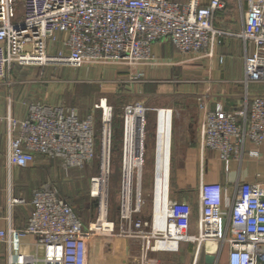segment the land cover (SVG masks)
<instances>
[{
  "label": "built area",
  "instance_id": "obj_1",
  "mask_svg": "<svg viewBox=\"0 0 264 264\" xmlns=\"http://www.w3.org/2000/svg\"><path fill=\"white\" fill-rule=\"evenodd\" d=\"M221 7V0H211L208 6H201L199 0H0V81L16 66L47 62L72 68L125 66L140 76L139 67L154 62L152 46L163 38L180 53L211 59L216 38L223 32L212 24L215 11ZM243 22L239 36L254 46L244 59V76L256 82L264 72V0L247 1ZM59 34L64 35L60 41ZM101 100L94 108L101 109ZM200 107L201 148L217 151L223 163L240 160L246 140L255 146L264 141V95L252 98L247 113L225 111L220 106L210 111L203 103ZM101 110L99 137L93 114L81 118L75 109L61 104L31 101L24 118L9 120L7 169L26 167L36 155L58 159L65 169L81 168L92 161L97 149L101 164L100 174L90 180L89 195L97 199L98 213L87 229L56 185L44 183L32 190L26 225L0 229L6 264H87V245L92 237L118 235L114 221L108 217L105 195L111 128L104 121L105 110ZM111 110L108 106L110 117ZM145 111L140 103L123 107L118 208L121 233L141 241L143 258L150 252H176L181 243L195 245L198 255L210 240L228 246L227 264H258L257 258L264 261V183L239 184L234 199L219 185L202 187L194 233L190 232L191 205L184 200H169L168 193L160 203L163 228H154L153 215L150 219L140 216ZM132 118L141 128L132 125ZM250 154L256 156L257 152ZM21 202L19 198L10 201ZM27 236L34 238L39 252L22 250ZM158 242L174 247L160 248Z\"/></svg>",
  "mask_w": 264,
  "mask_h": 264
},
{
  "label": "crops",
  "instance_id": "obj_2",
  "mask_svg": "<svg viewBox=\"0 0 264 264\" xmlns=\"http://www.w3.org/2000/svg\"><path fill=\"white\" fill-rule=\"evenodd\" d=\"M170 1L184 3L187 0ZM210 1L199 0V3L201 6H208ZM221 1L223 7L215 11L212 24L215 29L223 32L216 38L211 59L201 57V55L180 53L168 39L163 38L152 46L154 62L142 65L138 70V73H141L142 85L136 89L137 94L161 99L153 104L151 102L140 103L146 109L143 127L144 141L147 126L146 112L149 119L153 120L152 135L148 130L153 147V173L158 172L161 152L164 154L169 144V183L167 189L162 183L161 201L168 193L169 200H184L191 205L194 213L190 226L191 233L196 232L199 192L202 187L219 185L226 190L230 199H234L239 184L264 183V141L255 146L246 140L241 159H232L228 163H223L219 159L217 151L201 148L200 123L203 117L201 103L210 111L220 106L225 111L247 113L252 98L264 95V72L261 80L256 82L247 81L244 76V59L254 50L251 42L239 36L243 29L248 0ZM63 38V34L58 35L59 41ZM162 99H169V101L165 102ZM29 102L24 98L11 97L0 85V229L8 226L23 228L31 211L32 190L47 183L35 186L33 173L27 174L26 172L31 168L29 166L37 162L40 155H36L35 161L26 167L13 166L7 169L5 165L9 120L24 118ZM161 110L166 112V117L169 113L170 125L166 121L163 122L164 130L169 129V136L166 132L159 133ZM119 123L122 133L120 142L122 143L123 119H120ZM251 151H256L257 155L252 156ZM154 158H156L155 165ZM14 198L22 199V202L11 204L10 201ZM152 200L150 209L148 212H141V217L145 219L152 218V215L154 217L155 202L154 199ZM161 214L163 215L162 211ZM227 214L228 209L225 207L223 209L225 222H227ZM205 244H203L204 255L206 253L214 255V264H227V245L216 244L215 250L210 252L205 249ZM22 250L30 254L40 251L31 236L24 238ZM160 252L171 251L154 252L158 259L160 256L163 257ZM117 253L121 254V257L116 256V259H113L109 258V255L106 256L103 250L97 249L92 259L91 255L87 256V264H133L134 259L140 256V246L129 245L118 250ZM5 258L6 249L0 245V264H6Z\"/></svg>",
  "mask_w": 264,
  "mask_h": 264
},
{
  "label": "rangeland",
  "instance_id": "obj_3",
  "mask_svg": "<svg viewBox=\"0 0 264 264\" xmlns=\"http://www.w3.org/2000/svg\"><path fill=\"white\" fill-rule=\"evenodd\" d=\"M134 70L116 65H84L79 68H72L54 62H47L41 65L16 66L5 80H1L0 84L8 95L10 94L11 97L13 96L17 99L24 98L30 102L41 101L51 104H63L75 109L81 118L88 114H93L98 137L102 126V110L96 109L94 106L99 105L101 99H105L106 103H102L104 110H107V106L111 107L109 175L105 182V195L108 217L114 221V231L118 235L114 237L97 235L95 243L87 245V253L89 256L91 255V259L95 256L97 249L103 250L106 256L109 255V258L116 259V256L121 257V254L117 253L118 250H122L129 245L141 246V241H134L121 233L123 229L118 219L121 190L120 167L122 161L120 142L122 133L118 121L123 119V107L126 104L145 102L153 104L161 101V99L137 94L136 89L142 85V77L141 75L137 76ZM162 101L167 102L169 99H162ZM145 120L147 126L145 128V141L143 140L140 189L143 203L142 212H148L152 199H154L152 187L154 177H162L165 188H168L170 161L168 144L164 154L161 152L162 156L158 162V172H152L153 147L150 139L153 131V120L152 118L149 119L147 112ZM165 121L170 125L169 113H167L166 117V112L161 110L159 133L166 132L168 135L169 129H167L168 131L164 130L163 122ZM148 130L151 131V135ZM36 161L35 164L29 166L31 168L26 170L27 174L33 173L32 176L36 182L35 186L44 182L55 183L60 190L61 197L72 206L82 223L83 229L86 230L89 224L95 220L98 213V201L89 195L91 178L100 174L101 159L98 149L92 161L81 168L65 169L60 160L47 159L41 155ZM193 215L194 213L191 215V220H193ZM194 246L192 243L181 244L177 252H160L163 257L160 256L159 259L155 256L157 254L150 252L145 258L137 256L138 258L134 259L133 264H194L195 262L196 264H202L203 245L198 255H195L196 248ZM124 257L126 258L125 254Z\"/></svg>",
  "mask_w": 264,
  "mask_h": 264
},
{
  "label": "bare ground",
  "instance_id": "obj_4",
  "mask_svg": "<svg viewBox=\"0 0 264 264\" xmlns=\"http://www.w3.org/2000/svg\"><path fill=\"white\" fill-rule=\"evenodd\" d=\"M48 60H52V59H48ZM106 103L105 100H101V105L100 108L104 109L102 107V103ZM108 106H107V110L105 111V116H104V121L106 123V125L108 126L109 121H110V115L108 114ZM135 121V122H134ZM131 123L135 127L141 126V124H139V122L135 119L132 118L131 119ZM162 178L160 176H156L154 179V185H153V197H154V202H155V213H154V217H153V226L156 229H161L164 226V214H161V210H160V203H161V198H162V189H163V184H162ZM97 236L92 237L89 242L88 245H92L95 243ZM205 249L207 251L213 252L215 250V245L216 243L213 241L208 240L207 242H205ZM157 246L160 248H167V249H173L174 245L172 243H162V242H158ZM200 250V249H199ZM196 264V262L194 263Z\"/></svg>",
  "mask_w": 264,
  "mask_h": 264
},
{
  "label": "water",
  "instance_id": "obj_5",
  "mask_svg": "<svg viewBox=\"0 0 264 264\" xmlns=\"http://www.w3.org/2000/svg\"><path fill=\"white\" fill-rule=\"evenodd\" d=\"M215 261V257L212 254L206 253L204 255V260H203V264H214ZM258 264H264V261H260L258 258L256 259Z\"/></svg>",
  "mask_w": 264,
  "mask_h": 264
}]
</instances>
